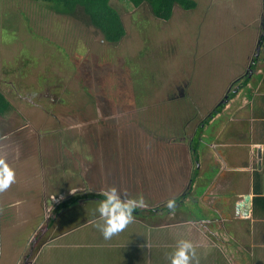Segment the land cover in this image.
<instances>
[{"label": "rangeland", "instance_id": "374dc122", "mask_svg": "<svg viewBox=\"0 0 264 264\" xmlns=\"http://www.w3.org/2000/svg\"><path fill=\"white\" fill-rule=\"evenodd\" d=\"M192 1L191 8L175 3L166 18L147 4L110 0L126 29L115 44L85 19L44 2L0 0V90L7 100L1 122L5 133L23 123L28 140L40 142L47 161L40 160L39 173H49L56 193L116 186L145 209L167 208L186 192L192 135L232 83L249 74L264 30L263 0ZM201 189L179 204L191 206ZM80 201L88 202L59 213L53 235L95 218L98 201ZM187 215L174 210L169 217Z\"/></svg>", "mask_w": 264, "mask_h": 264}, {"label": "crops", "instance_id": "0c3cea01", "mask_svg": "<svg viewBox=\"0 0 264 264\" xmlns=\"http://www.w3.org/2000/svg\"><path fill=\"white\" fill-rule=\"evenodd\" d=\"M263 47L261 64L248 83L231 98L224 97L221 112L196 127L194 134L204 126L196 147L192 135L191 193L202 187L197 199L189 207L145 210L146 218H134L136 222L110 240L93 225L94 219L53 235L55 220L46 223V219L54 210L61 219L59 213L65 209L59 210V203L50 200L56 190L49 173H39L40 160L46 162L47 157L39 141L28 140L31 131L23 123L4 132L5 97L0 107V157L14 169L16 182L0 192V264H169L178 238L197 245L199 264H264ZM207 129L211 136H202ZM204 143L209 144V161H202L199 154ZM172 210L191 216L171 221ZM167 215L170 222L162 219ZM156 217L159 223L149 221ZM36 241L40 243L35 247Z\"/></svg>", "mask_w": 264, "mask_h": 264}, {"label": "trees", "instance_id": "16d2710c", "mask_svg": "<svg viewBox=\"0 0 264 264\" xmlns=\"http://www.w3.org/2000/svg\"><path fill=\"white\" fill-rule=\"evenodd\" d=\"M40 1L46 3L52 10L57 14L68 15L75 19H85L87 24H91L95 27L103 36V39L109 43H118L126 34L125 26L122 22L119 12L110 4V0H32ZM132 4L134 7H139L142 4H147L150 11L155 16H164L166 18L172 15L173 6L175 3H179L185 8H191L194 6L192 0H125ZM261 39L264 42V35ZM254 69L255 66L253 65ZM248 74L241 77V87L248 83ZM234 83H237L235 81ZM229 98L235 95V92H230ZM7 103V102H6ZM5 104V95L0 90V107L3 108ZM224 107V102H219L215 105L213 110L208 114V116L203 119L202 123L208 122L214 115L221 112ZM1 109V108H0ZM4 110V109H3ZM204 127V126H202ZM202 127L198 128L192 139V146L196 147L200 130ZM103 197L100 193H86L85 195L72 196L66 202L62 203V206H68L70 203H75L77 199H92V198ZM138 208L137 210H139ZM151 210V209H150Z\"/></svg>", "mask_w": 264, "mask_h": 264}, {"label": "clouds", "instance_id": "9594fccd", "mask_svg": "<svg viewBox=\"0 0 264 264\" xmlns=\"http://www.w3.org/2000/svg\"><path fill=\"white\" fill-rule=\"evenodd\" d=\"M16 182L15 171L0 157V192H4ZM103 199L97 202L94 210L93 225L100 231L105 240L123 232L134 222L135 211L144 207L142 199L129 198L128 194L116 186L100 193ZM168 208H174V202L168 203ZM197 245L191 240L178 238L168 255L169 264H199Z\"/></svg>", "mask_w": 264, "mask_h": 264}, {"label": "flooded vegetation", "instance_id": "af4514ba", "mask_svg": "<svg viewBox=\"0 0 264 264\" xmlns=\"http://www.w3.org/2000/svg\"><path fill=\"white\" fill-rule=\"evenodd\" d=\"M261 24H262V28L264 29V15H263V17H262V20H261ZM263 33H264V30H263ZM263 33H261L260 35H259V37H258V40H257V47H256V53H255V55L252 57V60H251V62H250V64L248 65V71H247V73H252V71L254 70L253 68H252V66L254 65V66H256L258 63V61H259V57L257 56V49L259 48V47H262L263 45H264V42H263V40L261 39V37H262V35H263ZM259 53H260V51H259ZM258 53V54H259ZM249 74H248V76H249ZM241 77H239V78H237V83H232V85L229 87V89L227 90V92H226V94H225V99L227 100L228 98H229V93L230 92H236V90H238V89H240V87H241V81H238L239 79H240ZM226 96H227V98H226ZM192 182H193V178H190V180H189V185L186 187V192H184L183 194H182V196H181V198H176L175 200H174V202L175 203H177L178 205H181V206H185L184 204H182V202H181V204H179V202H180V200L185 196V195H187V194H190L191 193V184H192ZM57 193H56V196H55V198H51L50 200L52 201V202H55V203H59L58 204V206H56V207H58V209L59 210H63V209H69V208H72V207H74V206H78L79 204H81L83 201H80V200H82V199H77V201L75 202V203H70L68 206H62V207H60V205L62 204V203H64V202H66L67 200H69V198H71L72 196H76V195H85L86 193H100V192H92V191H85V192H76V193H74V194H68V193H66V191L64 190V189H62V188H57ZM84 199H86V198H84ZM88 199V198H87ZM99 200H101L100 198H92V199H90L89 201H91V202H93V201H99ZM80 201V202H79ZM83 203H85V202H83ZM166 203H168V201L166 202ZM56 209V208H55ZM148 209H151L152 211H159V209H161V211L163 210V209H168V211H170V209L168 208V206H167V208H164V207H160L159 205H156L155 207H148V208H145V209H143V208H140V210H136L135 211V219H144V218H146V214H144V211L145 210H147L148 211ZM52 210H53V208H51V212H52ZM55 211V210H54ZM54 211L52 212V213H50V216L46 219V223H48L49 221H54L56 218H57V213L55 212L54 213ZM208 212V209H207V211H206V213ZM49 220V221H48ZM180 220V219H179ZM43 229L44 228H42L40 231V233L42 234V231H43ZM49 229H47V231H48ZM44 233H45V231H44ZM38 242L36 241V243H35V247L40 243H38ZM37 244V245H36ZM33 247V246H32ZM24 264H27V262H25Z\"/></svg>", "mask_w": 264, "mask_h": 264}, {"label": "water", "instance_id": "95a60500", "mask_svg": "<svg viewBox=\"0 0 264 264\" xmlns=\"http://www.w3.org/2000/svg\"><path fill=\"white\" fill-rule=\"evenodd\" d=\"M263 15H264V0H263ZM263 35H264V33H263ZM260 48H261V47H259V48L257 49V56H258V53H259V51H260ZM251 75H252V73L249 74V76H251ZM226 98H227V96H226ZM244 198H245V202L248 203V201L250 200L249 195H246Z\"/></svg>", "mask_w": 264, "mask_h": 264}]
</instances>
